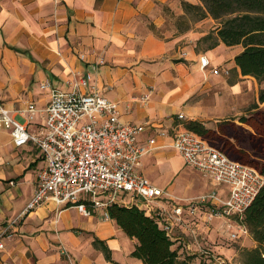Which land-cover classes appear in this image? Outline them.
I'll return each mask as SVG.
<instances>
[{
	"label": "crops",
	"instance_id": "obj_1",
	"mask_svg": "<svg viewBox=\"0 0 264 264\" xmlns=\"http://www.w3.org/2000/svg\"><path fill=\"white\" fill-rule=\"evenodd\" d=\"M181 2L198 4L199 0H58L57 5L55 0H0V102L13 118L27 124L30 132L41 133L40 116L28 124L24 111L30 103L40 109L48 104L49 92L40 84L49 82L66 90L68 86L63 82L72 77V71H90L95 54L103 52L106 65L99 68L93 85L118 103L122 121L150 124L140 135L142 145L154 138V148L162 150L188 120L215 123L228 117L231 112L212 113L213 99L229 102V97L213 92L216 85L224 84V79L211 70L226 62L227 68L239 73L233 59L242 49L218 40L216 47H205L198 53L197 42L211 33L203 30L209 20L213 22L211 17L184 33L167 30L164 39L155 36L152 29L165 25V11L175 16L184 14ZM211 34L215 36V32ZM80 53L86 54V60L78 59ZM201 55L210 62L207 73L200 71ZM159 58L160 62L151 63ZM150 88L148 101H139ZM178 114L184 119L177 120ZM172 150L185 170L191 171L187 193L172 194L186 198L205 189L210 191V180L188 167ZM145 155L140 171L147 177L142 170L148 165ZM43 166V156L35 146L27 143L16 147L9 131L0 130V226L26 206ZM56 209L53 202H46L30 212L16 237L0 249V264H142L131 256L136 239L127 237L104 212L99 216L96 209L79 226L64 218L66 208L58 216L54 214ZM187 221L173 243L182 258L192 254L197 255L194 261H199L200 255L194 251L206 247L222 254L226 251L215 241L217 231L227 228L225 221L210 224L201 213L196 214L195 221ZM95 239L105 243L109 260L94 247ZM59 246L67 247L68 259L62 258Z\"/></svg>",
	"mask_w": 264,
	"mask_h": 264
},
{
	"label": "built area",
	"instance_id": "obj_2",
	"mask_svg": "<svg viewBox=\"0 0 264 264\" xmlns=\"http://www.w3.org/2000/svg\"><path fill=\"white\" fill-rule=\"evenodd\" d=\"M98 64L91 63L90 71L74 72L72 80L66 82V90L49 82L40 84L41 89L49 92L48 104L40 109L30 103L24 111L28 124L40 116L41 133L30 132L28 125L13 118L0 102V130L9 131L16 147L31 143L44 160L22 215L53 202L57 216L68 207L83 216L101 209L107 216V207L117 203L142 208L173 243L178 241L180 228L197 213L203 214L206 222L219 219L227 227L230 222L237 224L239 228L229 234L231 239L238 238V232H246L242 227L244 212L264 185V177L250 166L231 160L181 125L169 147L181 155L188 167L207 177L213 187L195 198L178 200L184 203H172L165 190L140 171L142 156L154 148V138H149L145 145L140 143V135L150 124L120 119L118 103L103 96L93 85ZM209 64L206 56L199 57L203 72ZM211 73L220 74L218 68ZM148 99L147 93L138 100L145 103ZM177 118L183 120L184 116L178 114ZM15 221L0 226V249L4 248L5 239L11 237ZM197 251L214 264L227 263L207 247ZM61 253L69 257L63 247Z\"/></svg>",
	"mask_w": 264,
	"mask_h": 264
},
{
	"label": "trees",
	"instance_id": "obj_3",
	"mask_svg": "<svg viewBox=\"0 0 264 264\" xmlns=\"http://www.w3.org/2000/svg\"><path fill=\"white\" fill-rule=\"evenodd\" d=\"M199 2L200 4L181 2L184 14L180 17L189 14L192 22H195L210 16L218 22V26L214 29L215 36L208 33L198 42L209 41L207 49L216 47L218 40L228 47L240 45L242 50L233 59L239 74L264 83V0ZM181 24L182 19L177 25ZM188 28L190 24L182 29ZM259 101L264 103V90L259 94ZM184 127L199 139L224 152L231 160L250 166L264 177V160H254L253 156L235 145L231 139L221 140L222 134L206 127L204 121L188 120ZM106 213L127 237L136 239L131 256L140 259L142 264H190V259L178 254L164 230L142 208L114 203L107 207ZM242 223L257 242L256 247L241 251L242 264H264V185L246 208ZM93 245L104 253L106 259H110L103 241L95 239Z\"/></svg>",
	"mask_w": 264,
	"mask_h": 264
},
{
	"label": "rangeland",
	"instance_id": "obj_4",
	"mask_svg": "<svg viewBox=\"0 0 264 264\" xmlns=\"http://www.w3.org/2000/svg\"><path fill=\"white\" fill-rule=\"evenodd\" d=\"M57 3L58 0H55L56 5ZM198 4H200V2ZM164 15L166 18L165 25H163L161 28L157 30L152 29L153 34L159 37L160 39H164L165 34L168 32L167 30H169L171 33L172 32L184 33L187 29H182V28H184L186 24L188 25L190 24V28L188 29H192L196 26V23H199L202 20L206 18L208 19L210 17L207 16L201 21L192 22L191 16L189 14L181 18L180 16H175L172 12L168 10L164 12ZM181 19H182V24L181 26H178L177 23L181 21ZM173 26H175L177 30H175ZM217 26H218L217 21L213 20L212 22L211 20H209L207 28L205 29L199 28V29L200 30L203 29L204 31L214 33V29ZM208 44L209 41L197 42L196 50L198 51V53L201 51V49L207 47ZM237 49H242V47L238 45ZM182 55L185 56V53H183ZM82 56L84 57L82 58ZM78 59L80 61L86 60V54L84 53L78 54ZM161 60L162 59L159 58L151 61V63L160 62ZM95 62L99 63L98 69L106 65V59L104 57L103 52L96 53L94 60L91 61L90 63H95ZM225 64L226 62L218 66L220 72V75L218 76H221L224 79V84H221L220 86L216 85L213 88V92L216 91V93L223 94L225 97L228 96L229 102H225L222 98L216 97L215 99H213L214 104H211V109L213 114L224 115L225 113L228 112H231V114L228 117H225L224 119H220L218 122L215 123H212L210 120L205 121V126L208 128L218 130L223 136L221 140L227 141L228 139H231L235 143V145H237L242 150H245L249 155L253 156L254 160H258V161L264 160V103L259 101V94L262 90H264V83H260L259 81H257L256 79L250 76H241L234 69L227 68ZM98 69L97 72L94 74L95 79L100 71V69L99 70ZM226 70H228L227 74L224 73V71ZM200 71L202 70L200 69ZM204 72L207 73L208 69L205 70ZM72 74L73 71L71 75ZM70 80H72V77L64 80L63 83L67 85L66 82ZM226 85H230L231 88L228 89ZM151 90L152 89L150 88L147 91V93L150 94ZM191 99L193 101V97L190 98L189 102L191 101ZM235 125H240L241 127ZM143 159L148 164L147 166L144 165L142 167V170L146 174V176L151 180H153L155 184L158 185L160 188L165 190V193L170 196V199H172V203H184L178 201L181 199V197L172 194V192H176L177 194L180 195L187 193L186 191L191 187V185L189 184L191 171L187 169L185 170V167H183L181 161L176 157L174 151L169 146H165V148H163L162 150H156L154 148L147 155H145ZM177 167H179V169L177 170L178 173L176 174L174 173V170ZM181 168L182 170H180ZM192 173L196 177L199 176L198 174H196V172H192ZM206 192L207 191L205 189V191L199 194L189 195L188 197H186V199L195 198ZM23 209L16 216L10 219V220L16 219L15 221L16 223L14 224V228H12L11 237L6 238L5 242L11 241L16 237L20 226L22 225L24 220L29 216L30 213H26L22 215ZM66 209L67 211L64 214V218L67 220L68 223L79 226H81V224H84V220L86 216L83 215L80 216L77 210L73 207H68ZM54 214L57 216V213ZM97 215L103 216L104 215L103 210L97 209ZM192 221H195V217L192 219ZM216 221H219V219L213 220L212 222L209 221V223L212 224L215 223ZM186 223H184L183 225L184 227ZM242 227H244V230H246V232H238L240 236L235 239H231V237L229 236L230 233L234 232L239 228L237 224H235L234 222H230V225L227 228H225V230L220 229L219 231H217V234L219 235L217 236L218 240L215 241L216 243H219V245H222L226 249V251L223 252L224 255L222 253H218L212 250V248L210 247L207 248H209L215 256L220 257V259L222 260H226L227 263L230 262L229 264H242L241 255H240L241 251L252 249L257 245V242L253 239L247 227L244 224H242ZM191 234H193V232ZM62 247L67 249L66 246H61L59 248L60 254H62L61 253ZM174 247L175 246H173V248ZM188 252L192 253L193 251H188ZM194 252L199 253L200 255L199 261H194L193 257L194 256L197 257V255H192V254H189L188 256L186 254L184 255V257L190 259V264H214L212 263L213 261L210 258H208V256L202 255L199 251H194ZM61 256L65 260L68 259V256L66 254H62ZM180 256L182 257L181 254Z\"/></svg>",
	"mask_w": 264,
	"mask_h": 264
}]
</instances>
